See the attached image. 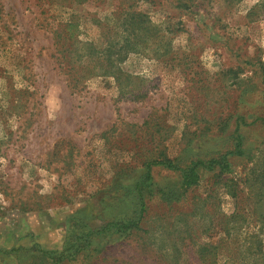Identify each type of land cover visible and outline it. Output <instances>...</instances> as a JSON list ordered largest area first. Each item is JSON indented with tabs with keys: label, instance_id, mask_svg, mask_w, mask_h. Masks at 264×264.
<instances>
[{
	"label": "rangeland",
	"instance_id": "obj_1",
	"mask_svg": "<svg viewBox=\"0 0 264 264\" xmlns=\"http://www.w3.org/2000/svg\"><path fill=\"white\" fill-rule=\"evenodd\" d=\"M0 264H264V0H0Z\"/></svg>",
	"mask_w": 264,
	"mask_h": 264
},
{
	"label": "trees",
	"instance_id": "obj_2",
	"mask_svg": "<svg viewBox=\"0 0 264 264\" xmlns=\"http://www.w3.org/2000/svg\"><path fill=\"white\" fill-rule=\"evenodd\" d=\"M236 131V128H235ZM234 131V132H235ZM234 148L233 149H229L226 150V153L220 154L219 157H211L209 159H205V160H201V159H196V160H190L188 161L186 164H184V166L179 169L181 172V186H183L184 188L189 187L190 185L196 183L197 179H198V166L203 167L205 169H212L214 166H219V168L221 170H225L228 168V164H227V160L225 158V156L227 154H232V153H240V139L238 137V135H234ZM150 162V161H149ZM152 163H162L164 166H166L167 168H176L175 164H173L171 162L170 159H168L167 157H164L160 160H156V161H152ZM150 163H147L146 166V171H145V177H149L148 174V168H149ZM130 226H132L131 223L126 222L124 225V228H129Z\"/></svg>",
	"mask_w": 264,
	"mask_h": 264
}]
</instances>
